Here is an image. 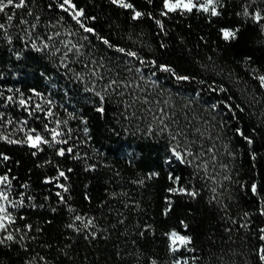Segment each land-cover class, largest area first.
<instances>
[{
  "label": "snow or ice",
  "instance_id": "snow-or-ice-1",
  "mask_svg": "<svg viewBox=\"0 0 264 264\" xmlns=\"http://www.w3.org/2000/svg\"><path fill=\"white\" fill-rule=\"evenodd\" d=\"M110 4L123 10L132 22L153 21L165 36V19L173 15H198L209 24L234 15L239 23H225L217 29L224 41H238L249 23L264 37V0H236L235 7L233 0H143L139 6L134 0H110ZM96 21L97 16L89 14L80 0H0V43L8 45L17 62H27L34 54L46 61L39 72L45 81L43 88L9 83L6 74L17 80L20 76L11 64L0 70V142L26 146L32 157L45 153L35 167H51L55 173L45 174L42 183L50 186L49 191L52 186L58 189L56 205L68 212L64 228L69 241L54 244L43 240L44 226L52 221L33 223L28 213L45 208L55 213L57 206L50 203V195L38 200L30 181H20L8 167L13 157L0 151V249L16 253L20 264H64V260L75 261L71 243L75 237L92 243L101 238L107 241L115 233L117 240L124 238L125 245L113 244L116 264H264V180L240 178L235 167L237 151L229 135L242 138L256 160L254 138L264 134V69L248 56L243 65L255 87L231 71L228 80H218L223 67L208 55L207 63L197 61L200 71L193 74L141 48L113 42L98 31ZM93 39L112 54H99ZM199 40L208 46L204 36ZM160 47L167 45L161 41ZM48 65L51 71L46 70ZM165 80L193 87L190 93L172 92L163 86ZM242 83L239 91L231 90ZM82 101L100 114L106 106H115L125 132L131 129L133 135L140 133L163 142V165L168 169L165 192L169 195L164 197L162 215L167 217L174 206H180L173 197L188 201L205 198L219 213L223 228L219 244L198 249L188 231L189 223L180 219L181 230L162 233L166 237L163 257L142 246L155 237L157 229L132 215L144 209L122 183L119 170L114 176L121 182L120 190L106 192L127 212L108 206L114 222L104 225L103 212L97 217L70 202L75 169L67 161L79 163L84 171L112 168L100 149L91 144L88 116L76 107ZM243 116L252 121L248 130L240 126ZM112 131L119 135L116 129ZM14 163L18 166L20 161ZM126 163L135 168L136 160L129 158ZM183 170H187L186 176L181 174ZM160 176V171L152 169L135 173L127 183L145 187ZM237 189L250 191L256 198L254 209L240 206ZM85 198L91 201L87 193ZM107 203L102 202L100 209ZM87 261L85 255L84 264ZM0 264L5 262L0 260Z\"/></svg>",
  "mask_w": 264,
  "mask_h": 264
},
{
  "label": "trees",
  "instance_id": "trees-1",
  "mask_svg": "<svg viewBox=\"0 0 264 264\" xmlns=\"http://www.w3.org/2000/svg\"><path fill=\"white\" fill-rule=\"evenodd\" d=\"M80 2L86 6L89 14L97 16L95 24L101 34L108 36L113 42H119L122 46H134L141 48L145 53L155 54L162 62H170L178 69L196 74L200 71L197 61L207 63L206 56L211 55L216 64L223 67V73L217 77L218 80H228V72L231 71L239 75L251 87H255V84L245 73L244 58L251 56L254 64L264 69V43H260L264 37L259 35L257 28L251 23L242 28L238 41L229 43L217 35V29L223 24L240 22L239 18L234 15H226L219 23L214 21L212 24L198 15L188 18L173 15L171 19H165L168 33L165 36L151 20L130 21L123 10L110 4V0H80ZM134 2L139 6L143 0H134ZM235 5L236 0H233V7ZM200 36H204L208 40V46L199 40ZM161 41L167 45L166 48L160 47ZM93 43L97 46L99 54H112L100 41L93 39ZM9 64L14 71L20 73L18 80L16 77L6 74L5 79L9 83H19L23 87H44L45 81L39 76V72L41 68L45 67L46 61L41 60L38 54H34L27 62H17L8 51V45L0 43V70L6 69ZM46 70L51 71V65H48ZM2 82L0 81V83ZM163 86L171 89L172 92L179 90L189 93L193 87V85L178 84L173 80H165ZM243 86L242 83L239 88L233 87L231 90L236 92ZM76 107L83 109L88 116L90 135L93 138L91 144L100 149L112 168H100L94 172L84 171L79 163L67 161V165L75 169V172L71 174L70 181L71 203L81 211L90 212L97 217H100L103 212L106 219H102L101 223L104 225H107L109 221L114 222V213L107 212L108 206L127 212V210L122 209L119 202L112 200L106 192V189L108 191L120 190L121 182L119 178L114 176L115 171L119 170L124 178L122 183L130 190V194L140 201L144 209L143 212L132 215L139 218L141 222L154 224L157 229L155 237L150 238L142 246L158 252L163 257L166 237L162 233L172 228L181 230L180 219H185L189 223L188 231L194 236L198 249L207 250L213 242L220 243L219 237L223 233V228L219 213L207 204L205 198L198 201H188L186 198L173 197L180 206H174V211L170 212L167 217L162 215V209L165 207L164 197L169 195L165 192L168 183L166 180L168 169L167 165H163L165 149L162 141L142 137L140 133L133 135L131 129L125 132L118 123L121 118L117 115L115 106H106L104 114L94 111L86 101L77 103ZM240 126L248 130L253 124L247 116H243L240 120ZM112 129H116L119 135H116ZM248 134L251 133L248 132ZM229 135L237 151L235 167L240 178L247 181L253 178L264 180V134L254 138L256 143L252 149L258 153L255 161L251 158L246 142L238 136ZM0 151L7 152L13 157V160L8 162V167L13 169L20 181H30L38 200L43 195H50V203L57 206V198L54 193L58 189L52 186L51 191H49L50 186L42 183L45 174L54 175L55 173L51 167H35V164L45 157V153H39L37 157H32L26 146L7 145L3 142H0ZM47 151L46 148L45 152ZM88 151L91 152L92 149L89 148ZM129 158H135V168L127 165L126 161ZM15 160L20 161L18 166L14 163ZM176 167L179 168L180 166L177 165ZM29 169L31 172L28 171ZM152 169L160 171L161 176L148 181L145 187L137 188L127 183L128 178L135 173L144 174ZM181 174L186 176L187 170H183ZM85 193L91 197L90 202L85 198ZM237 193V200L241 207L254 209L256 198L252 197L250 191L237 189ZM104 201L108 203L102 210L99 206ZM28 215L33 223L43 224L45 220L52 221L51 224L44 226V241L54 244L69 242L65 239L68 233L64 228L68 219V212L63 206H57L55 213L45 208L32 210ZM123 239L121 237L120 240H117L115 233L107 241L101 238L92 243L83 237H75L71 241L73 244L72 255L75 256V261L64 260V264H84L83 257L85 255L88 257L87 264H116V258L112 255L113 244L124 247ZM128 250L130 251L131 248L129 247ZM0 260L4 261L5 264H20L16 253L4 249H0Z\"/></svg>",
  "mask_w": 264,
  "mask_h": 264
}]
</instances>
